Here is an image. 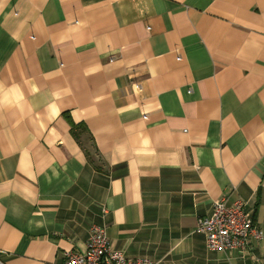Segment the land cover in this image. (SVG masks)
Segmentation results:
<instances>
[{
    "label": "crops",
    "instance_id": "crops-1",
    "mask_svg": "<svg viewBox=\"0 0 264 264\" xmlns=\"http://www.w3.org/2000/svg\"><path fill=\"white\" fill-rule=\"evenodd\" d=\"M219 199L264 232V0H0V264L94 225L155 264H264V237L208 248Z\"/></svg>",
    "mask_w": 264,
    "mask_h": 264
},
{
    "label": "built area",
    "instance_id": "built-area-1",
    "mask_svg": "<svg viewBox=\"0 0 264 264\" xmlns=\"http://www.w3.org/2000/svg\"><path fill=\"white\" fill-rule=\"evenodd\" d=\"M198 229L207 236L211 251L241 250L250 253L252 244L263 239L260 229L244 201L228 204L225 199L214 201L211 214L200 217ZM62 264H155L148 258H130L112 247L105 227L94 225L83 253L66 250Z\"/></svg>",
    "mask_w": 264,
    "mask_h": 264
},
{
    "label": "trees",
    "instance_id": "trees-1",
    "mask_svg": "<svg viewBox=\"0 0 264 264\" xmlns=\"http://www.w3.org/2000/svg\"><path fill=\"white\" fill-rule=\"evenodd\" d=\"M82 128H83V130H84L85 132H89L88 129H87L84 125L82 126ZM75 136L77 137L76 134H75Z\"/></svg>",
    "mask_w": 264,
    "mask_h": 264
}]
</instances>
